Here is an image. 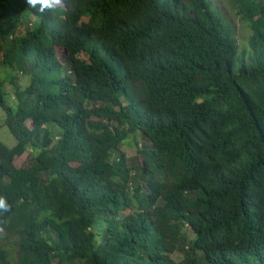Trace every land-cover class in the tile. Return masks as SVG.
<instances>
[{"label": "trees", "instance_id": "1", "mask_svg": "<svg viewBox=\"0 0 264 264\" xmlns=\"http://www.w3.org/2000/svg\"><path fill=\"white\" fill-rule=\"evenodd\" d=\"M62 1L0 0V264H264V0Z\"/></svg>", "mask_w": 264, "mask_h": 264}, {"label": "rangeland", "instance_id": "2", "mask_svg": "<svg viewBox=\"0 0 264 264\" xmlns=\"http://www.w3.org/2000/svg\"><path fill=\"white\" fill-rule=\"evenodd\" d=\"M213 8H215L225 19V21L229 24L230 28L233 30L235 39L240 46L246 45L247 37H248V29L246 27L245 22H243L236 14L235 11L231 8L229 0H210ZM60 7H64L63 2L60 0L59 4ZM33 16H30L28 21L29 23L32 22ZM86 20V18H83ZM66 52L65 49L62 47H56V55L59 60H61L65 56ZM83 59H87V55L81 54ZM3 77V76H2ZM9 89V87L7 86ZM11 103H13L11 98H8ZM4 120V112L0 109V140L4 142L7 146H12L15 143L14 137L11 135L9 130L3 123ZM28 126H31L30 122H27ZM137 141L140 142V136H137ZM139 146V145H138ZM121 151L125 153L129 160V165L136 167L138 163V154L136 153V149L134 145L130 141H125L123 146L120 148ZM29 155L27 153L22 154L21 156H15L13 159L14 164L18 166H24L28 163ZM188 237L191 238L192 234L190 230L185 229ZM172 257L177 261L181 258V254L174 253Z\"/></svg>", "mask_w": 264, "mask_h": 264}, {"label": "clouds", "instance_id": "3", "mask_svg": "<svg viewBox=\"0 0 264 264\" xmlns=\"http://www.w3.org/2000/svg\"><path fill=\"white\" fill-rule=\"evenodd\" d=\"M62 1V0H61ZM63 2V1H62ZM60 3V0H28V4L35 7L36 5H40V11H43L44 9H47V8H52L54 5L56 4H59ZM139 136V135H138ZM126 141V140H125ZM124 141V142H125ZM127 141H129V139H127ZM122 145L119 146V149L121 148ZM121 151V150H120ZM123 152V151H122ZM124 153V152H123ZM125 154V153H124ZM126 156V155H125ZM127 158V156H126ZM127 163L129 165V160L127 158ZM131 168H134L133 166L129 165ZM135 172V171H134ZM0 210H3V211H9V205L7 203V201L3 198V197H0ZM188 227V225H187ZM186 229V228H185ZM188 230H190L189 228H187ZM191 234H192V237H193V233L192 231L190 230ZM187 235V233H186ZM188 237V235H187ZM191 237V238H192Z\"/></svg>", "mask_w": 264, "mask_h": 264}]
</instances>
